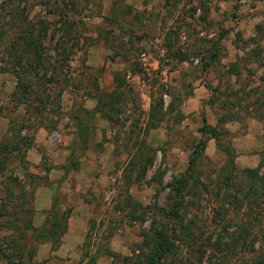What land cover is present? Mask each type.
Listing matches in <instances>:
<instances>
[{
	"label": "rangeland",
	"instance_id": "obj_1",
	"mask_svg": "<svg viewBox=\"0 0 264 264\" xmlns=\"http://www.w3.org/2000/svg\"><path fill=\"white\" fill-rule=\"evenodd\" d=\"M12 12L32 30L47 27L46 51L65 64L41 117L18 103L16 77L1 73L12 67L11 41L27 31ZM2 26L0 143L27 124L33 145L0 173V206L24 209L40 229L66 212L68 231L37 242L22 220L0 217V264H148L153 226L169 237L163 264H245L253 249L264 252V182L244 172L264 161V0H0ZM117 74L128 94L111 121L97 95L117 87ZM159 103L162 122L147 132ZM205 123L218 138L201 132ZM142 147L154 160L140 178L130 163ZM239 224L255 245L235 255L228 232Z\"/></svg>",
	"mask_w": 264,
	"mask_h": 264
},
{
	"label": "trees",
	"instance_id": "obj_2",
	"mask_svg": "<svg viewBox=\"0 0 264 264\" xmlns=\"http://www.w3.org/2000/svg\"><path fill=\"white\" fill-rule=\"evenodd\" d=\"M167 1L171 4H176L181 0ZM14 15L15 13L12 12V23H10L13 25L16 24L15 26L20 23L22 27L26 25L27 31L23 33L24 38L17 37V39L11 41L7 49V57L8 59H10V64L12 65V67H10V70H1V73H12L16 77V94L18 95V103L25 105L27 112H31L32 114L37 113V115L41 117L42 110L43 112L47 110L49 105L53 102L51 98H55L56 96L54 88L51 87V83L55 80L54 76L55 74L63 71L65 64H57L58 61L56 60V58H53V56L46 51V46L44 45V43L49 33V29L47 27H44V29H41L39 31L32 30L29 27V22H22L18 20L17 17H14ZM3 24H5V21L3 22ZM1 28L3 29V26L0 27V39L3 38L2 36L4 32L3 30H1ZM56 50L61 56L59 62L63 61L64 63H66V61H68L69 59L68 55L65 54V52H67L66 47L62 49L64 50L63 52L60 51V47H57ZM214 50L216 52L218 51L217 45H215ZM216 52L209 57V60H205L204 69L207 70L212 66L211 62L217 57ZM48 74L49 77H47ZM35 79L45 80L43 86L35 85ZM114 80L117 84V87H115L113 91L103 95H97V110L102 114L103 118L111 121L115 119V116H117V112L119 110L117 105L118 102H120V100H122L123 97L128 94V92H126L128 90L126 88L127 84L120 78L119 74L115 75ZM36 100H40L41 103H39V105L37 106H34V102H36ZM40 104L42 105V107H40ZM161 105L162 103H159L152 108L147 124V132L157 128L160 122H162L163 117L161 113L163 106ZM27 128V124H22V127L19 130L15 131L14 126H11V135L9 138L10 140L3 144L0 143V173L4 172V170L8 168V159L11 158V154L14 151H23L24 147L22 145L26 146V150L32 147L33 140L30 141L28 136L22 135L27 133H24V130H26ZM201 132L208 135L210 138H218L217 128L209 126L207 123H205V126L201 128ZM80 136L82 138H85L84 133H81ZM143 144L146 145L145 143ZM205 146V140H201L199 144L195 146L193 150V156L191 157V160L189 162V173L187 176H184L180 184L176 186V190L178 192H181V189L186 187V184H188L189 178L192 177V170L194 171L196 165V158L197 156H199ZM26 150L22 152L23 156L26 155ZM227 152L229 155L228 164L230 166H233V151L229 150ZM153 160V157L146 155L145 149L142 147L139 154L130 163L132 167L131 172L138 169L139 174L141 175L140 178L145 177L147 169L153 163ZM263 165L264 161H262L257 168H247L244 170V172L250 179H253L254 181L262 180L264 182V177L260 175ZM171 186L174 187V184ZM10 202L11 203L9 204H12V200ZM7 206L8 205L6 202L2 203V205L0 206V217L2 218L7 216L8 220H10V218H14L11 220H22L26 230H30L35 233V240L37 242H57L68 231V215L66 212H64L62 215L58 212H55L51 226L48 228L40 229L33 224L32 219L25 214L24 209L21 210V208H14L12 211H9ZM171 215L176 217V213L174 214L173 211L171 212ZM238 226L239 227L234 231L228 232L231 243L227 244L228 247L226 248L232 250V253L235 255L240 251H244L245 249L248 250L249 246L251 248H254L255 245V242L252 241V238H250L249 236L250 232L248 231V229H246V227L244 226L242 227L240 224ZM151 231H153V234L151 232V236H145V245H147L151 249V255L148 264H163V260L165 259L166 255L171 251L169 237L167 236L165 231H163L162 229H154V226L152 227ZM22 233H24L22 236H25L26 232L23 231ZM18 244L19 243L14 242V248H16ZM261 249L263 248L261 247ZM261 249H253V252L255 254L251 257V262H245V264H264V252H261ZM199 250L200 252H205V250L202 248ZM217 250L224 251L225 249H223V247L221 246L220 249L218 248ZM19 256L21 257V254ZM10 264L13 263L10 262Z\"/></svg>",
	"mask_w": 264,
	"mask_h": 264
}]
</instances>
